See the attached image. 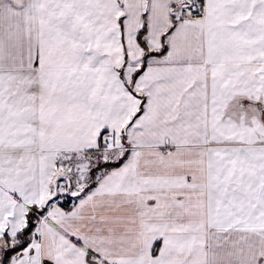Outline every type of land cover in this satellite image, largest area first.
Segmentation results:
<instances>
[{
  "label": "snow or ice",
  "instance_id": "obj_1",
  "mask_svg": "<svg viewBox=\"0 0 264 264\" xmlns=\"http://www.w3.org/2000/svg\"><path fill=\"white\" fill-rule=\"evenodd\" d=\"M0 264H264V0H0Z\"/></svg>",
  "mask_w": 264,
  "mask_h": 264
}]
</instances>
